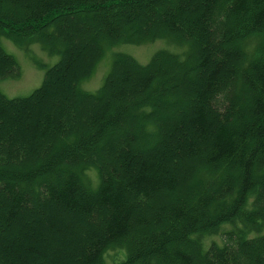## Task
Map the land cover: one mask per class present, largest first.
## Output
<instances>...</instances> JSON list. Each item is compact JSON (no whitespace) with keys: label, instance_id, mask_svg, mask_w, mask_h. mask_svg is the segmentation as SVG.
Instances as JSON below:
<instances>
[{"label":"trees","instance_id":"16d2710c","mask_svg":"<svg viewBox=\"0 0 264 264\" xmlns=\"http://www.w3.org/2000/svg\"><path fill=\"white\" fill-rule=\"evenodd\" d=\"M1 37L59 57L0 90V264H264V0H0L16 78Z\"/></svg>","mask_w":264,"mask_h":264},{"label":"rangeland","instance_id":"374dc122","mask_svg":"<svg viewBox=\"0 0 264 264\" xmlns=\"http://www.w3.org/2000/svg\"><path fill=\"white\" fill-rule=\"evenodd\" d=\"M1 41L6 51L14 55L20 67V73L18 77L0 79V90L8 96L28 94L33 88L40 84L44 74V67L36 63L37 59L42 60L47 65H49L55 62L59 57L58 54L47 53L38 42L31 43L30 50L27 51L23 48L18 47L15 43H13L6 37H1ZM166 46L173 47V45L169 44L167 40L163 38H157L155 40L140 44L123 43L116 46V48L129 52L140 62H146L154 50ZM109 62L110 53L109 51H107L96 64L95 70L92 75L82 82V86L88 89L96 88L101 83L102 77L109 67ZM183 96V94L180 95V103H178L174 107H170L169 109H167L169 111H165V113L172 114V112L177 108L179 109L181 107L190 105V102H187V100ZM44 104H48V101H45ZM91 171L93 178L96 179L95 170ZM212 239L219 241L220 237L216 234H212L205 239V244L208 245ZM104 256L106 261L108 263H111L123 259L125 257V251L123 249H109Z\"/></svg>","mask_w":264,"mask_h":264}]
</instances>
